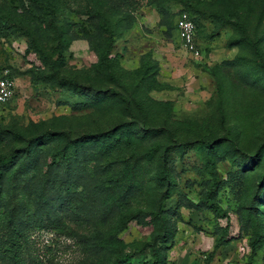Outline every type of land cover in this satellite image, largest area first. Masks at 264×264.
<instances>
[{
    "label": "rangeland",
    "instance_id": "1",
    "mask_svg": "<svg viewBox=\"0 0 264 264\" xmlns=\"http://www.w3.org/2000/svg\"><path fill=\"white\" fill-rule=\"evenodd\" d=\"M2 75L0 264H264V0H0Z\"/></svg>",
    "mask_w": 264,
    "mask_h": 264
},
{
    "label": "built area",
    "instance_id": "2",
    "mask_svg": "<svg viewBox=\"0 0 264 264\" xmlns=\"http://www.w3.org/2000/svg\"><path fill=\"white\" fill-rule=\"evenodd\" d=\"M176 33L184 48L198 56V44L196 42V25L189 13L181 10L176 16ZM15 83L6 75L0 76V105L8 102L14 95Z\"/></svg>",
    "mask_w": 264,
    "mask_h": 264
},
{
    "label": "trees",
    "instance_id": "3",
    "mask_svg": "<svg viewBox=\"0 0 264 264\" xmlns=\"http://www.w3.org/2000/svg\"><path fill=\"white\" fill-rule=\"evenodd\" d=\"M95 14L96 15H99V16H102L103 14L102 13H100V12H98V11H96L95 12ZM190 15V14H189ZM177 16V15H176ZM191 16V15H190ZM192 18V17H191ZM193 19V18H192ZM175 21H176V17H175V20H174V27H175V30H176V25H175ZM223 22L224 23H227V24H231V25H235V26H238V27H240L241 25L238 23V22H234V21H232V20H230L229 18H227V17H223ZM104 25V24H103ZM105 26V28H107V25L105 24L104 25ZM177 34V33H176ZM101 63H102V61L99 63V65H101ZM102 66V65H101ZM9 158H11V156H4V157H1L0 158V161L2 162V161H8V159ZM6 221L8 222V223H11V218L10 217H8L7 219H6ZM153 258H154V260L151 262V264H166L165 263V260L163 261V260H161V258L158 256V254L156 253V249L155 250H153ZM251 259V256L249 257V260ZM123 260H125V261H129V255L128 254H126V255H121V256H119V257H117L115 260H114V264H120ZM148 264V263H147Z\"/></svg>",
    "mask_w": 264,
    "mask_h": 264
}]
</instances>
